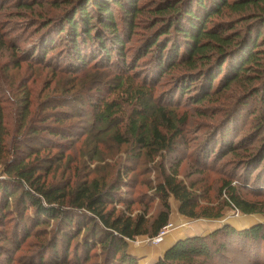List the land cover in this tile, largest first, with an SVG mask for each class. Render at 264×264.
Wrapping results in <instances>:
<instances>
[{
    "label": "rangeland",
    "instance_id": "374dc122",
    "mask_svg": "<svg viewBox=\"0 0 264 264\" xmlns=\"http://www.w3.org/2000/svg\"><path fill=\"white\" fill-rule=\"evenodd\" d=\"M151 1H139V7L145 9L126 39L127 58L113 53L109 59L94 46L84 49L87 65L82 66L71 55L66 36L56 39L54 52L45 60L32 51L45 39L53 38L51 32L43 37L41 26L45 21L63 17L68 10L66 0H0V107L9 152L0 160V180L7 178L4 166L11 160V154L20 149L25 157L40 149L39 160L48 159L51 163L46 165L53 167L46 177L48 185L77 189L82 184H94L105 188L122 182L119 199L124 204H115L114 208L127 214L129 211L133 217L153 218L161 209L155 188L162 174H170L177 167L178 178L188 185L194 184L198 194L205 198L201 206L216 212L221 210L223 215L211 219L186 218L179 213V203L171 198L170 232L177 231L178 237L186 239L207 236L224 226L241 231L264 223V213L248 215L226 205L228 193L224 188L226 183H232L245 200L264 209V102L256 97L264 87V54L261 67L253 69L249 77L241 78L226 90L214 89L209 100L197 105L193 100L197 96L196 88L189 95L180 88L183 82L179 83V78L192 73L188 67L179 64L173 71L161 73L151 60L153 54L139 58L141 48L158 28H152L156 19L147 13ZM114 9L119 16L120 8ZM242 15L225 11L214 22L227 24ZM122 23L119 19L120 28L125 29ZM221 79L223 74L214 88ZM123 80L126 85L121 88ZM139 87L148 94L144 102L150 108L158 106L167 110L169 120L180 129L181 137L175 148L165 152L156 147L134 146L128 135L127 119L133 109L141 108L133 95ZM103 102H109L119 111L118 118L114 117L106 128L95 121ZM58 105L63 107L57 108ZM152 111L149 113L154 122ZM60 113L67 119L62 123L63 128L72 130L73 136L66 140L54 137L50 130L59 127L55 122L58 118L53 116ZM31 126L40 131L41 145L31 141L35 139L29 135ZM117 136L123 138L121 142ZM48 145L55 148L48 149ZM8 201L11 215L8 213L3 219L0 215V264H39L42 256L50 264H112L100 245L91 251L90 259L85 256L84 244L90 229H82L67 254L57 222L38 228L31 221L35 217L31 207L22 220L23 209L16 207L14 198ZM254 218L258 220L252 223ZM248 221L249 225L240 226ZM24 227L31 237L26 238ZM73 230L76 231L75 227ZM241 241L226 238L223 261L215 257L196 259L192 264H264V242L247 243L249 246L245 247ZM53 244L58 246V259L50 250Z\"/></svg>",
    "mask_w": 264,
    "mask_h": 264
},
{
    "label": "trees",
    "instance_id": "16d2710c",
    "mask_svg": "<svg viewBox=\"0 0 264 264\" xmlns=\"http://www.w3.org/2000/svg\"><path fill=\"white\" fill-rule=\"evenodd\" d=\"M139 1L66 0L64 3L68 10L63 17L56 21H45L41 26L44 30L42 36L51 32L54 34L53 38H47L41 45L32 48L33 54L45 60L54 50L56 39L66 36L71 55L82 66L87 65L84 49L94 46L109 59L113 53L125 59L128 37L130 38L137 18L145 9L139 7ZM151 3L147 13L156 19L152 28H158L141 48L139 58L153 54L151 60L156 70L161 73L166 70V73L173 71L179 64L188 67L192 73H186L179 78V83L183 82L180 88L183 94L189 95L195 87L197 96L193 100H196L197 105L209 100L214 89H217L216 92L223 88L226 90L241 78L249 77V73L256 67H261V55L264 54V0H153ZM116 7L121 10L119 16L114 13ZM225 11L243 15L235 22L215 23V18L222 17ZM247 13L250 15L244 16ZM119 19L123 21L125 29L120 28ZM123 63L125 65L124 61ZM262 67L264 72V64ZM198 68L200 70L194 73ZM221 74L223 79L219 86L214 88ZM124 85L126 84L123 80L121 88ZM256 94V97L264 102V87L263 91ZM133 95L135 100L140 101L139 107L142 108L133 109L127 119L128 135L134 146L145 149L156 147L165 152L175 148V142L181 137V132L167 117L168 111L158 106L150 108L144 102L148 94L142 87L134 90ZM62 107L58 105L57 108ZM102 107L97 110L95 121L100 127H108L114 117L118 118L119 111L109 102H103ZM152 109L154 122L158 124L151 120L149 111ZM63 114L53 116L54 119L58 118L55 122L59 127L50 130L54 137L66 140L73 135L70 134L71 129L63 128L62 123L67 120L62 117ZM3 125L0 107V160L3 155L9 154L5 146ZM30 128L29 135L35 138L31 141L41 145L40 131L33 126ZM116 139L121 142L123 138L117 136ZM47 148L55 147L48 145ZM19 151L20 149L11 154V160L5 163L4 172L7 178L0 180L1 219L8 217L11 212L9 198H14L16 207L23 209L22 220L31 207L35 215L31 219L33 225L47 228L51 221H55L61 227L60 241L66 246L67 254L73 239L79 238L82 229H90L84 244L87 259H90L91 251L100 245L104 251L103 255L106 253L107 261L112 264H139V259L128 250L129 242L142 236L153 239L160 235L170 222L171 198H175L179 203V213L186 218L211 219L223 215L221 210L216 212L215 209L201 206L200 202L205 198L198 194L194 184L188 185L178 178L177 167H173L170 174H162V180L155 188V195L161 205L158 214L153 218H146L147 215L133 217L129 211V214L118 212L113 206L124 204L119 199L122 182L105 188L94 184H82L77 189L48 185L46 177L53 167L46 165V162H50L48 159L39 160L40 149H35L25 157ZM33 158L38 160H32ZM224 188L228 193L226 205L248 215L264 213L258 203L245 200L237 186L226 183ZM24 230L26 238L31 237L28 228L24 227ZM226 238L241 239L245 247L252 242L263 243L264 223L241 231L224 226L207 236L181 239L155 264H192L196 259L214 260L215 257L218 261H223L221 255L226 253ZM2 241H6V238ZM57 247L53 244L50 249L56 259L59 258ZM55 263L59 262L56 260ZM39 264L50 263L42 256L39 258Z\"/></svg>",
    "mask_w": 264,
    "mask_h": 264
},
{
    "label": "crops",
    "instance_id": "0c3cea01",
    "mask_svg": "<svg viewBox=\"0 0 264 264\" xmlns=\"http://www.w3.org/2000/svg\"><path fill=\"white\" fill-rule=\"evenodd\" d=\"M181 239L183 238L178 237L177 231L169 232L160 244L155 245L142 236L133 242L134 245L129 246V252L138 257L141 264H155L168 249Z\"/></svg>",
    "mask_w": 264,
    "mask_h": 264
},
{
    "label": "built area",
    "instance_id": "2783aa9c",
    "mask_svg": "<svg viewBox=\"0 0 264 264\" xmlns=\"http://www.w3.org/2000/svg\"><path fill=\"white\" fill-rule=\"evenodd\" d=\"M172 228V225L171 223L168 224L167 227H165L162 232L160 233V235L158 237H155L153 239H150L149 241L152 243V244H160L162 242V240L164 239V237L171 231L170 229Z\"/></svg>",
    "mask_w": 264,
    "mask_h": 264
},
{
    "label": "bare ground",
    "instance_id": "6f19581e",
    "mask_svg": "<svg viewBox=\"0 0 264 264\" xmlns=\"http://www.w3.org/2000/svg\"><path fill=\"white\" fill-rule=\"evenodd\" d=\"M255 220H258V219H255V218H254V219H252V220H251V221H252V223H253V222H255ZM249 222H250V221H248V222H245V223H241V225H240V226H241V227H243V226H247V225H249ZM167 235H168V234H167ZM167 235H166V236H167ZM166 236H165V237H166ZM165 237H164V238H165Z\"/></svg>",
    "mask_w": 264,
    "mask_h": 264
}]
</instances>
